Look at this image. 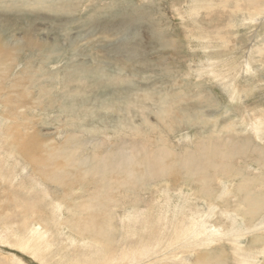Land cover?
<instances>
[{
  "label": "rangeland",
  "instance_id": "obj_1",
  "mask_svg": "<svg viewBox=\"0 0 264 264\" xmlns=\"http://www.w3.org/2000/svg\"><path fill=\"white\" fill-rule=\"evenodd\" d=\"M251 10L0 0V264H264V212L245 229L241 200L247 186L264 196V13ZM29 136L38 150L23 152ZM213 206L220 241L186 249L208 240L186 223Z\"/></svg>",
  "mask_w": 264,
  "mask_h": 264
},
{
  "label": "bare ground",
  "instance_id": "obj_2",
  "mask_svg": "<svg viewBox=\"0 0 264 264\" xmlns=\"http://www.w3.org/2000/svg\"><path fill=\"white\" fill-rule=\"evenodd\" d=\"M261 1H263V0H247V2H248V5L250 6V7H252L253 9H254V11L253 10H251V14L249 15V17H253L254 16V12L255 11H258V10H260L261 12H263L264 13V6L263 7H260V8H257V7H255L256 5H257V3H259V2H261ZM251 18H247L246 19V22L247 23H252L253 21L252 20H250ZM242 67H244V71H245V75H244V78H247L248 79V77H249V74L252 72L251 70H252V68H245V66L244 65H242ZM257 68V67H256ZM256 70V69H255ZM250 71V72H249ZM253 71H254V69H253ZM25 99V98H24ZM229 125V124H228ZM230 128V127H229ZM232 130H230V132H231ZM257 131H258V128H257ZM229 132V131H228ZM38 133V132H37ZM259 133V132H258ZM229 134V133H228ZM256 134V133H255ZM9 136V135H8ZM230 136V135H229ZM25 137H28V136H25ZM230 137H232V136H230ZM15 139V138H14ZM36 141H34V138L33 137H30L29 136V138H26L25 140H24V142L22 141L21 142V144H20V150L21 151H23V152H26L30 147H31V151L32 152H34L35 150H38V147H37V145H36V143H35ZM44 144V143H43ZM60 151V150H59ZM260 153V152H259ZM261 153H263V152H261ZM264 154V153H263ZM263 154H261V155H263ZM28 155H30V154H28ZM49 155V154H48ZM261 157V156H260ZM263 157H264V155H263ZM262 157V158H263ZM44 159V158H43ZM191 162V161H190ZM257 162V161H256ZM259 162H262V161H258L257 163H259ZM264 162V161H263ZM81 164V163H80ZM194 164V163H193ZM264 164V163H263ZM190 165V164H189ZM258 165H262V163L261 164H258ZM194 166V165H193ZM263 166V165H262ZM195 167V166H194ZM250 167V166H249ZM264 167V166H263ZM85 170H86V168H85ZM82 172V171H81ZM195 172V171H194ZM160 173V172H159ZM161 173H162V170H161ZM196 173V172H195ZM241 173V172H240ZM202 174H204V173H202ZM242 174V173H241ZM240 174V175H241ZM161 175V174H160ZM206 174H204L203 176H205ZM191 178V177H190ZM245 181V180H244ZM247 182H248V180H246ZM254 180H252V182H253ZM246 182V183H247ZM252 182H250V180H249V183L251 184ZM257 182V181H256ZM255 182V183H256ZM62 183H64V182H62ZM61 183V184H62ZM67 183V182H66ZM242 183V182H241ZM241 183L240 184H238V185H241ZM264 183V182H263ZM65 184V183H64ZM199 184V183H198ZM257 184V183H256ZM63 185V184H62ZM143 185V184H142ZM249 185V184H248ZM225 186V185H224ZM223 186V187H224ZM242 186L244 187V185L242 184ZM247 186V185H246ZM261 186V185H260ZM263 186V185H262ZM261 186V187H262ZM68 187V186H67ZM228 187V186H227ZM227 187H225L226 189H227V191H228V188ZM248 187V188H247ZM246 188L244 187V189H250V186H247ZM226 189H224V190H226ZM238 189V188H237ZM243 189V188H242ZM242 189H241V191H242ZM243 189V190H244ZM235 190V189H234ZM239 190V189H238ZM237 190V191H238ZM248 190H245V192H243V193H245V199H241V197L239 198L238 196H237V198H239V199H241V200H243L242 202H243V204H242V208H243V212H244V214H245V216L246 217H248L249 218V225L247 226L246 224H248V223H246V224H243L244 225V228L245 229H247V230H256V231H258L257 229H258V222L256 223L255 221H257V215H259L261 212H264V196H261V197H259L256 193L255 194H253V193H251V192H249L248 193ZM261 189H259V191H260ZM236 191V192H237ZM256 191H258V190H256ZM223 192V191H222ZM235 192V191H234ZM234 192H232V193H234ZM240 192V191H239ZM239 192H237V193H239ZM260 192H262V191H260ZM226 193V195L228 194V192H225ZM263 193V192H262ZM224 194V192L222 193V195ZM235 195V194H234ZM233 195V196H234ZM263 195V194H262ZM236 197V196H235ZM219 198V197H218ZM234 198V197H233ZM237 198H235V200L237 199ZM238 199V200H239ZM216 200H217V198H216ZM170 201H172V199H170L169 200V202ZM228 201H230V200H228ZM213 202V201H212ZM226 201H224V203H225ZM239 202V201H238ZM211 203V202H210ZM208 204V203H207ZM86 205V204H85ZM239 205V204H238ZM231 207V206H230ZM229 207V208H230ZM234 208H236V207H234ZM217 208L215 207V206H213V208H211L210 210H209V212L208 213H210L209 215H208V217L206 218V219H201L202 217H203V214H199V212H197V214H195V212H194V214H192V219H191V221L190 222H188V223H186L187 225L188 224H193V223H195V222H197V221H201L202 223H203V225L201 226V229H205L207 232H208V240L207 241H200L199 239L196 241V242H190V239L189 238H187V240H186V246H185V248L186 249H189V248H193L194 247V245L195 244H197V245H200V246H208V245H211L210 243H213V242H219L220 240V231L218 230V228L217 227H215V226H212V225H208L207 223H208V221L212 218L211 217V215L212 214H215V210H216ZM238 209V208H237ZM90 210V209H89ZM101 210V209H100ZM234 210H236V209H234ZM86 211V210H85ZM240 213H242L241 211H239ZM228 213H230V212H228V210H227V212H225V214H228ZM250 214V215H249ZM264 215V214H263ZM262 215V216H263ZM149 216V215H148ZM239 216L237 215V214H234V216H232L231 218H233L234 219V228H233V231H238L239 233H240V239H241V237H243L245 234L242 232V228L240 227V223H241V220H239V218H238ZM241 219V218H240ZM262 219V218H261ZM243 220V219H242ZM259 221V220H258ZM261 221V220H260ZM259 221V222H260ZM259 225L261 226V228L260 229H263L264 228V220H262L260 223H259ZM185 227V226H184ZM194 227L192 226V229H193ZM176 229V228H175ZM106 230V229H105ZM256 231H253V232H256ZM103 233H106V232H103ZM226 234V236H227V238L229 239V240H232V241H236L235 239H234V235L233 234H227L226 232H224V235ZM255 234V233H254ZM253 234V235H254ZM98 235H100V236H98L99 238H104L102 235H101V233H98ZM200 235H202V233L201 234H198L197 236H200ZM255 236V235H254ZM256 238L257 237H254V239L252 240V243H253V245H255L256 243H258L262 238H264V236H259V238L256 240ZM182 241V240H181ZM98 244H100V242L98 243ZM251 245V244H250ZM222 246V245H221ZM220 246V247H221ZM24 247H26L27 248V246H24ZM235 248V253L236 252H241L243 249L242 248H239V245H235L234 246ZM224 248V247H223ZM246 248V247H245ZM247 249H249V248H247ZM225 250V249H224ZM252 251H254V250H252ZM151 251H150V248L148 247L144 252H143V254H142V256H141V258H140V260H139V262L143 259V258H147V257H149V253H150ZM234 253V254H235ZM251 254H253V253H251ZM228 255V254H227ZM226 255V256H227ZM191 256V255H190ZM89 256H87V258H88ZM229 257V256H228ZM248 257V256H247ZM250 258H246L245 259V257H243V259H241L240 257V260H241V263L242 264H251V256H249ZM86 258V257H85ZM110 258V257H109ZM177 258H179V256H173V257H171V258H169V260H177ZM219 258H222V257H219ZM89 259H91L90 257H89ZM182 259V258H181ZM223 259H224V257H223ZM228 259V258H227ZM182 260H185L184 258L182 259ZM219 261V260H218ZM223 261V260H222ZM225 261H226V259H225ZM122 262H126V264H132V262L127 258V257H125V258H123V259H121V260H118V261H116V260H110L109 259V264H121ZM138 262V263H139ZM238 262L239 261H237V264H238ZM85 263V262H84ZM182 264L184 263V262H181ZM196 263L197 264H202L198 259H197V261H196ZM227 263H229V262H227ZM240 263V262H239ZM177 264V263H176Z\"/></svg>",
  "mask_w": 264,
  "mask_h": 264
}]
</instances>
